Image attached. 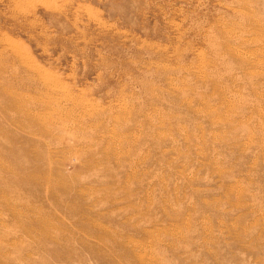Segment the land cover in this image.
<instances>
[{
	"label": "rangeland",
	"instance_id": "374dc122",
	"mask_svg": "<svg viewBox=\"0 0 264 264\" xmlns=\"http://www.w3.org/2000/svg\"><path fill=\"white\" fill-rule=\"evenodd\" d=\"M0 264H264V0H0Z\"/></svg>",
	"mask_w": 264,
	"mask_h": 264
}]
</instances>
